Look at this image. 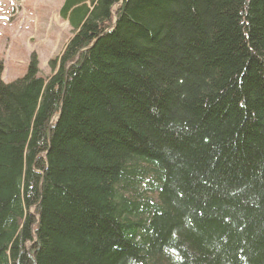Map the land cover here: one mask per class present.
<instances>
[{
    "label": "trees",
    "instance_id": "obj_1",
    "mask_svg": "<svg viewBox=\"0 0 264 264\" xmlns=\"http://www.w3.org/2000/svg\"><path fill=\"white\" fill-rule=\"evenodd\" d=\"M2 79L0 264H264V0H64Z\"/></svg>",
    "mask_w": 264,
    "mask_h": 264
},
{
    "label": "rangeland",
    "instance_id": "obj_2",
    "mask_svg": "<svg viewBox=\"0 0 264 264\" xmlns=\"http://www.w3.org/2000/svg\"><path fill=\"white\" fill-rule=\"evenodd\" d=\"M63 1L0 0V62L5 82L22 77L32 56L39 75L49 74L48 60L60 52L71 34L58 14Z\"/></svg>",
    "mask_w": 264,
    "mask_h": 264
}]
</instances>
